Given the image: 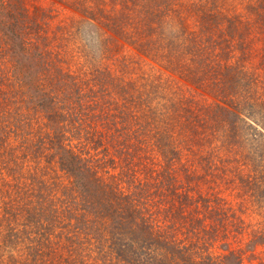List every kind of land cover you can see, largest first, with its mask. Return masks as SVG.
Masks as SVG:
<instances>
[{
	"label": "rangeland",
	"instance_id": "374dc122",
	"mask_svg": "<svg viewBox=\"0 0 264 264\" xmlns=\"http://www.w3.org/2000/svg\"><path fill=\"white\" fill-rule=\"evenodd\" d=\"M37 51L44 60L30 66L28 81L25 57ZM0 75L7 90L6 99L0 96V213L6 207L12 223L14 199L35 203L46 195L60 214L57 243L48 231H27L20 242L8 243V257L2 252L0 264H65L61 260L70 251L62 245L74 246L71 239L83 233L71 225L76 217L66 213L80 216L81 209H63L72 198L64 187L76 195L72 183L86 165L115 192L127 190L128 157L135 147L134 161H143L137 168L156 166L151 177L134 175L138 196L144 197L143 185L149 183L147 199L159 202L151 207L154 212H167L171 197L156 190L165 166L175 174L181 197L197 198L217 192L211 191L212 176L195 177L204 173L202 157L210 153L226 160L231 188L219 195L231 216L220 222L207 213L212 208L194 203L197 219L183 221L190 231L178 234L185 243H164L163 249L152 243L147 250L135 243L129 261L130 254L119 257L113 242L105 241L85 264H264V0H0ZM32 83L53 99L58 117L49 118L45 106L24 94ZM219 105L238 114V137L227 120L232 117L221 121ZM174 119L193 141L176 135L168 149L183 163L168 166L159 144L146 135L170 127ZM236 140L242 156L231 151ZM64 149L78 157L74 175L60 164ZM3 162L14 170L4 169ZM212 223L223 227L205 242L200 228ZM170 244L180 253H171ZM149 250L154 257H146Z\"/></svg>",
	"mask_w": 264,
	"mask_h": 264
},
{
	"label": "trees",
	"instance_id": "16d2710c",
	"mask_svg": "<svg viewBox=\"0 0 264 264\" xmlns=\"http://www.w3.org/2000/svg\"><path fill=\"white\" fill-rule=\"evenodd\" d=\"M230 21L232 20L230 19ZM15 36L17 35L15 34ZM238 44L240 46H243V39L240 40ZM38 52L39 51H37V53L34 55L29 54V56L25 57V62L27 63V65L25 64V67L27 68V72L29 75L27 77L28 81L32 79L30 77V66L35 65L36 67H40V64H42L43 62L41 60H44L45 54H41ZM1 79L2 75H0V96H2L3 99H6L5 96L7 94V90L6 88L4 89V87H2ZM31 86L33 87H26V89H24V94H28L29 97H34L33 100H37V102L39 103L38 105L45 106L44 108H46V110L48 111L49 118H52L53 120L58 117L59 115L57 114V111L53 109L54 107L52 106L53 99L48 96V94L45 95L43 88H38L34 83H32ZM15 89L16 88H13V91H15ZM36 90H39L37 94H35L34 92ZM220 109L223 111L221 113L223 116L221 121L227 119L228 117H232V121L229 118L227 120L231 125L233 137H238L240 134V126L238 125L240 119L238 117V114L229 111L228 108L224 105H219L218 111ZM177 117H180V115H177ZM74 118L76 117H72L71 120H73ZM236 118L237 120L234 121V119ZM177 121V119H174V122H172L173 124H171L170 127L166 126L164 128L160 126V128L157 127V129L151 130V132L153 133L146 135L154 138V141L159 144L157 149H159L162 154L164 153L167 156L166 159H163V164L168 166H172L174 163L179 164L182 161L181 155H179L177 151H175L174 149H168V146L170 144L175 143L173 141V138H175L176 135L181 137L184 135L186 136L187 141H193L191 135H186V133H188L185 131L186 127H183L185 132L184 134L182 128L177 126ZM58 122L59 121H56L55 123L53 122V124L60 128V122ZM175 127L180 128V131L178 133L175 131ZM250 128L253 129L255 133H257L258 131L259 134L260 131L258 127L252 125ZM262 135L264 137V133H262ZM140 141L141 142L138 143H143L144 139H140ZM235 142L236 144L231 148V151L235 155L239 154L242 156L244 151L239 152L238 141L236 140ZM135 148H131V151L134 154L128 157L129 162L127 169L129 173L125 174L128 175V177H131L124 181L128 185L127 190L122 191V189H120L119 192H115L113 185H104V181L102 179L100 181L97 179L99 178L97 176V171L95 169L91 170V168H88L86 165L82 173L83 175L79 177L80 179H78L76 182L73 181L72 183V185L76 187L73 189H76L78 193L76 195L70 194V187H64L63 193L67 198H72L66 199L64 201V203H67V205L70 207H64L63 209L74 208L76 206L81 209V215L79 216L75 212L74 214L73 211H70V215L66 211H62V213L66 212L68 214V218L71 219H74L76 217L75 223H72L71 225L74 228L81 229V232L83 233V237L76 235L71 239L72 244L76 243L74 246L71 244L62 245L61 248L66 247L67 250L70 251L69 254L65 255V260H61L65 264H85L86 259L92 254L91 251H93L94 249H98L99 251L102 250L101 245L105 241H108L109 243L113 242L110 245L114 248V250H116V254L119 257L122 256L125 258L128 254L132 252L134 253L136 251L135 243H142L140 246L144 248H149L152 243H156L158 245L157 248H162V244L164 243H177V241L178 243H185V239L183 237V239H179L178 234L180 232H182V234H185V230H187L185 225H187L188 221L194 220L193 218H196L197 211H191V206H193L194 203L195 205H203L202 207L205 208H212V210L207 211V213L211 217L217 216L220 222H223L228 218V216H231L230 212H228L229 206L225 204V201L227 202V200L219 195L223 191L231 188L229 184L226 183V177L229 172L228 168L230 167L232 169V167L229 166L226 160L218 159L220 158L219 156L213 158L210 153L206 157H202L201 160L203 162L200 165L203 166L204 173L200 176L197 175L195 177L207 181L205 177H207L208 175L212 176L214 178L213 182H216V185L212 184L211 191L217 192L215 194H211L210 191H208V196L206 194L202 195V193L200 192V197L197 198L190 197L188 193L181 197V193L178 192L179 184L176 182V178L174 176L175 174L168 173L167 170H169V168L165 166L167 175L165 174V171L160 170L159 175H163V178L161 179V183H158V185H156V190L167 193L171 195V197L169 198V200L166 199L168 200V203L166 205L167 212H154L151 210V207L156 206L159 202L157 204H152L151 200L147 199V196H150L151 194V192H147V190H150L151 188L149 186V183L146 182L143 185L142 190L146 192L144 193V197H142V195L138 196L136 194L137 189L135 187L134 175H136V172L141 171L146 172V177H151L153 176L152 168L156 166L153 165L154 167H151V169H147L145 165L143 168H137V166L141 165L143 161H134L133 156L136 154ZM57 149L58 147L56 148V150ZM242 159L248 161L249 158H247V156L245 155ZM237 160L238 162L240 161L239 163L241 164V160ZM75 161H78V157L73 156V154L67 155V151L66 149H64L60 158V164L62 165L64 170L74 175V169L77 166V163ZM221 161L222 164L220 167L219 165ZM3 163L5 165V168H3L7 171L9 170L10 172H12L14 170L12 166H8V163ZM148 163L149 161L147 162V164ZM182 163L183 162H181V164ZM196 164H198V162H196ZM215 170H218L217 174ZM186 177L190 178L193 176L190 174H186ZM195 177L193 178L195 179ZM3 184L5 185L6 182H3ZM39 196L41 195L39 194L38 197ZM41 197L43 199H37L35 203H33L34 201L32 199H14L15 202L14 204L12 203V208L15 210V212H13L12 214L13 217L16 218V220H13L12 223H10L12 218L10 219V221L8 220V212L6 211V207L5 213H0V255H2V252L7 253L8 243L20 242L19 240L21 239L22 235H27V231L37 232L40 235L44 234L43 230H45L46 232L48 231V233L51 234L50 236L53 237V240H55L56 243L58 242L60 233L55 231V225L58 222V216H60V214L56 210H54L55 208L53 207V204L55 201L53 199H47L46 195H43ZM76 200L78 203H76ZM211 203L217 206L212 207L213 205ZM195 209L197 210L198 207L196 206ZM46 214H49V216H46ZM204 215H206V213H204ZM89 216L92 217L90 219L91 221L88 219ZM183 221H185V225H182ZM19 225L23 227L20 228ZM72 227L70 226V229H72ZM222 227L223 224L217 225L215 223H212L210 227L206 224L205 226H203V228H200V238H203L205 242H207L208 239L205 237L210 236L213 231H215V233L219 235V231H221ZM21 229H23L22 233L19 232L21 231ZM104 231L107 232L111 236V238L110 236H107L106 238V235H104ZM43 239L44 237H40L39 242L43 241ZM169 249L171 250L170 252L174 255L180 253V250H177L175 248V245L170 244ZM184 249L189 250L188 247H185ZM146 250L144 251V253L146 252ZM187 252L191 253V251ZM139 254L141 255V253ZM188 255L189 254H187V256ZM131 256V254L128 255L129 261ZM6 257H8V253ZM146 257L152 258L154 257V253L149 250L146 253ZM193 264L196 263L193 261Z\"/></svg>",
	"mask_w": 264,
	"mask_h": 264
}]
</instances>
